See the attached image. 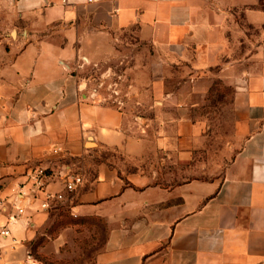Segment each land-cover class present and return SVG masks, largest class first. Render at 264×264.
<instances>
[{
	"label": "crops",
	"instance_id": "0c3cea01",
	"mask_svg": "<svg viewBox=\"0 0 264 264\" xmlns=\"http://www.w3.org/2000/svg\"><path fill=\"white\" fill-rule=\"evenodd\" d=\"M2 16L0 264H52L90 217L95 264H264V0H0ZM232 87L241 145L209 174L185 106ZM46 192L65 198L43 209Z\"/></svg>",
	"mask_w": 264,
	"mask_h": 264
},
{
	"label": "rangeland",
	"instance_id": "374dc122",
	"mask_svg": "<svg viewBox=\"0 0 264 264\" xmlns=\"http://www.w3.org/2000/svg\"><path fill=\"white\" fill-rule=\"evenodd\" d=\"M1 19H6V16L0 17ZM251 49L253 44L249 43V52ZM179 76L175 72L170 77L171 83L176 84ZM109 86V83L105 84L104 92L111 96ZM233 92V87L231 90L226 89L225 95L223 90L211 88L205 96V102L185 106L192 115V120L199 123L205 131L203 154L205 161H209L210 164L209 174L212 168L219 173L241 145L242 140L237 135L234 110L229 105L233 99ZM165 124L168 128L174 127V124L170 125L169 122ZM151 127L155 125L152 124ZM64 220L68 221L67 218ZM77 223L76 229L68 231V238L62 251L51 258L52 264H95V256L105 240V226L94 217L81 219Z\"/></svg>",
	"mask_w": 264,
	"mask_h": 264
},
{
	"label": "built area",
	"instance_id": "2783aa9c",
	"mask_svg": "<svg viewBox=\"0 0 264 264\" xmlns=\"http://www.w3.org/2000/svg\"><path fill=\"white\" fill-rule=\"evenodd\" d=\"M64 3H71V0H63ZM87 2H93L95 0H86ZM111 89V95L113 97H115V101H117L120 105H124V101L121 98H118L117 96H119L121 94L120 89H118V86H116L115 88H112V86L110 87ZM113 92V93H112ZM44 173V169H40L39 170V174H43ZM37 180L39 181V183L41 182L40 179L37 176ZM84 183V176L81 173H77V174H70L69 177L66 179V186L67 189L70 191H75L79 186H81ZM65 196L63 193H52V192H46L45 193V197L41 202V207L43 209H53L54 207L58 206V202L64 200ZM26 208L23 207H19L18 208V213L19 215H14L11 216V221L15 222L17 221V219L23 215L24 213H26ZM10 229L9 228H4L1 230V233H3L4 235H9L10 234ZM27 261L30 262L31 264H41L38 259H36L32 253H28L27 255Z\"/></svg>",
	"mask_w": 264,
	"mask_h": 264
},
{
	"label": "trees",
	"instance_id": "16d2710c",
	"mask_svg": "<svg viewBox=\"0 0 264 264\" xmlns=\"http://www.w3.org/2000/svg\"><path fill=\"white\" fill-rule=\"evenodd\" d=\"M76 217V216H75ZM75 217H72V218H69L68 216H66L65 218H67L68 219V221L66 222L64 219H62L58 224H60V223H62V225L63 224H65V223H71V221H73V220H76L77 218H75Z\"/></svg>",
	"mask_w": 264,
	"mask_h": 264
}]
</instances>
